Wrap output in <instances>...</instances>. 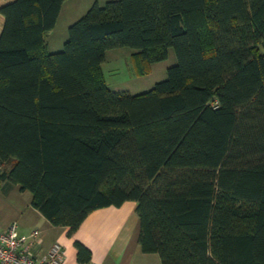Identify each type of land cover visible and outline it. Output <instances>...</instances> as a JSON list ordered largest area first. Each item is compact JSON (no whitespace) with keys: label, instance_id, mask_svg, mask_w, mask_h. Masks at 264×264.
I'll return each instance as SVG.
<instances>
[{"label":"trees","instance_id":"obj_1","mask_svg":"<svg viewBox=\"0 0 264 264\" xmlns=\"http://www.w3.org/2000/svg\"><path fill=\"white\" fill-rule=\"evenodd\" d=\"M65 1L0 7V181L69 234L134 201L139 249L162 264H264V0L95 2L50 52ZM118 48L136 76L175 63L114 91Z\"/></svg>","mask_w":264,"mask_h":264},{"label":"crops","instance_id":"obj_2","mask_svg":"<svg viewBox=\"0 0 264 264\" xmlns=\"http://www.w3.org/2000/svg\"><path fill=\"white\" fill-rule=\"evenodd\" d=\"M11 1L0 0V6ZM94 1L99 3V0H67L63 3L55 25V29H60L62 40L66 38V28ZM61 20L62 22H58ZM65 20L68 22H63ZM2 25L3 19L0 32ZM63 26H66L65 31L62 29ZM62 30L65 32L64 35ZM53 31L54 29L50 33ZM59 43H55L56 46ZM109 53L110 50L106 52L105 61ZM130 53L128 50L120 56L112 55L111 59L130 56ZM153 66L154 63L149 73L152 72ZM26 192L28 191H20L17 185L10 182L0 181V230L7 229L12 223L16 224L18 235H28L38 230L40 243L33 248L36 255L41 256L57 242L64 250L62 264H84L76 258L75 242L78 241L90 250V262L87 264H162L157 254L142 253L139 249L138 218L134 201H125L119 207H102L90 212L78 228L69 234L68 228L53 226L37 211L31 204V194Z\"/></svg>","mask_w":264,"mask_h":264},{"label":"rangeland","instance_id":"obj_3","mask_svg":"<svg viewBox=\"0 0 264 264\" xmlns=\"http://www.w3.org/2000/svg\"><path fill=\"white\" fill-rule=\"evenodd\" d=\"M105 1L107 0H99V4H103ZM94 2H92L87 8H85V10H87ZM58 22H62V20ZM63 22H68V20H65ZM58 26L61 27L59 23ZM65 28L66 26L62 27L64 31ZM64 31L63 35L65 33ZM61 37L62 34H60V29H55L54 27L53 33H50L47 37L48 50L50 52L58 51L63 47V43L65 42V40H62ZM61 40L62 42H60ZM55 43H59V45L56 46ZM126 51H128V49L126 48L110 50V53L107 55L106 61H104L102 64L104 77L106 79V82L108 83L109 88L112 90L116 89L118 91H124L128 93H140L146 91L149 88L153 87L155 82L164 79L166 77V69L173 63H175L173 50L170 49L168 51V56L164 61L154 63L151 73L136 76L130 66V56H121L111 59L112 55L120 56L123 55V53ZM26 194H28V192H26Z\"/></svg>","mask_w":264,"mask_h":264},{"label":"built area","instance_id":"obj_4","mask_svg":"<svg viewBox=\"0 0 264 264\" xmlns=\"http://www.w3.org/2000/svg\"><path fill=\"white\" fill-rule=\"evenodd\" d=\"M38 230L28 235H18L16 224L0 230V264H62L64 250L59 243H53L41 256L36 255L34 246L39 245Z\"/></svg>","mask_w":264,"mask_h":264},{"label":"bare ground","instance_id":"obj_5","mask_svg":"<svg viewBox=\"0 0 264 264\" xmlns=\"http://www.w3.org/2000/svg\"><path fill=\"white\" fill-rule=\"evenodd\" d=\"M2 19H3V17H2V15L0 14V25H1Z\"/></svg>","mask_w":264,"mask_h":264},{"label":"water","instance_id":"obj_6","mask_svg":"<svg viewBox=\"0 0 264 264\" xmlns=\"http://www.w3.org/2000/svg\"><path fill=\"white\" fill-rule=\"evenodd\" d=\"M8 3H10V2H8ZM6 4H7V3H6ZM3 5H5V4H3ZM3 5H2V6H3ZM0 7H1V6H0Z\"/></svg>","mask_w":264,"mask_h":264}]
</instances>
